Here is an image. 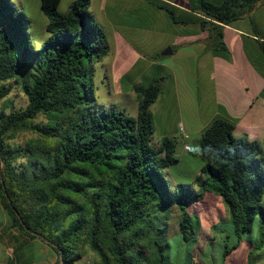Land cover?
<instances>
[{
    "label": "trees",
    "instance_id": "trees-1",
    "mask_svg": "<svg viewBox=\"0 0 264 264\" xmlns=\"http://www.w3.org/2000/svg\"><path fill=\"white\" fill-rule=\"evenodd\" d=\"M41 2L49 22L37 48L31 18L14 0H0V204L7 228L18 234L14 241L22 242L10 264H29L21 250L36 241L57 254L55 264H79L86 249L98 264H172L168 230L175 212L186 243H196L201 220L189 208L207 193L229 209L235 243L224 255L238 249L258 219L264 224L260 142L237 138L234 123L216 119L199 142L205 159L195 179L200 189H172L164 171L179 163L177 141L152 145L151 107L166 77L134 85L136 117L99 105L94 63L109 55L111 45L90 0H76L66 13L61 0ZM260 2L189 0L191 12L202 16L197 22L159 8L176 25L208 31L213 50L223 53L225 26L251 16ZM259 44L264 52V42ZM14 86L25 94L26 106L17 108L8 98ZM24 132L34 137L15 143ZM188 255L194 261L190 250Z\"/></svg>",
    "mask_w": 264,
    "mask_h": 264
},
{
    "label": "crops",
    "instance_id": "crops-1",
    "mask_svg": "<svg viewBox=\"0 0 264 264\" xmlns=\"http://www.w3.org/2000/svg\"><path fill=\"white\" fill-rule=\"evenodd\" d=\"M75 1L61 0L60 11L68 12ZM29 3L42 11L41 0H29ZM160 5L174 9L184 21L202 19L191 12L189 0H90L89 10L111 45L109 55L100 61L108 72L105 78L111 84L122 85L132 73L140 75L125 86L128 93H134L131 96L135 99L136 117L138 99L134 85L166 77L162 93L151 107L158 146L165 138H174L177 150L190 151L191 140L199 142L204 130L222 118L235 124L237 138L258 141L264 149V52L259 44L264 42V0L251 16L225 26L228 51L223 53L213 50L208 31L197 25L174 24ZM46 20L45 27L49 22ZM132 37L144 39L146 50L140 49ZM168 48L172 53L164 54ZM185 65L186 91L183 92L178 76L179 68ZM154 69L162 74L148 76V71ZM196 147L201 154L199 145ZM14 235L18 234L13 231L10 236L13 241ZM5 245L0 241V264H10L15 258L16 246L8 245L12 254L7 255L1 247Z\"/></svg>",
    "mask_w": 264,
    "mask_h": 264
},
{
    "label": "rangeland",
    "instance_id": "rangeland-1",
    "mask_svg": "<svg viewBox=\"0 0 264 264\" xmlns=\"http://www.w3.org/2000/svg\"><path fill=\"white\" fill-rule=\"evenodd\" d=\"M212 1L218 2L219 0ZM21 2V0H14V3H17L16 5L23 10ZM23 3L25 5V11H23L32 20L30 31L35 37L36 43L35 41L34 43L37 44L35 46L41 48L42 43L39 41L47 38L44 20L48 18L41 10H37L33 4H30L29 0H23ZM140 38L132 37V40L138 44L140 49L146 50L147 44L144 39ZM94 66L96 70L94 84L98 104L107 108L116 106L119 109L125 110L131 117H134L136 104L134 96H131L134 95V93H128L126 87L132 80L140 78L138 77L140 75L132 73L123 80L122 85H117L115 82L111 84L108 78H105V74L108 73L105 69L106 67L100 62L94 63ZM184 72L186 74V65L185 67L179 68L178 76L179 84L183 92L186 91V78L183 76ZM148 74V76L154 74L160 75L162 71L154 69L153 71H148ZM107 76H109V74ZM146 82L148 81H144L143 84H148ZM8 98L13 101V104L17 108L27 105L25 94L17 86H14ZM182 106L186 111L185 99H183ZM32 137H34V135L31 133H21L18 135L15 143L24 144ZM157 137L158 136L154 137L152 142L154 147H158L159 145ZM177 140L181 141V138L178 137ZM199 142L197 140H191L188 144L190 151L178 149L177 157L179 158V163L164 171L165 177L172 189H175L180 184L191 185L196 190L200 189L195 179L196 176L200 175L205 165V159L202 158L196 147V144L199 145ZM189 212L200 218L201 230L198 233L196 243H186L184 233L177 223V219L179 218L177 215L179 213L177 211L175 212L177 218L173 219L170 229L168 230L171 247L167 255L172 264H249V254L251 252H253L250 256L253 264H264V224H262L259 219L254 224L252 233L242 238L241 247L233 250L228 255H224L226 245L231 248L235 243V238L232 239L231 236L229 209L222 198L213 193H207L202 202L189 208ZM7 226V219L0 204V241L7 245L1 247L7 255H10L12 254V250L8 245L17 246L22 244V242L16 243L12 240L10 236L13 231L7 228ZM261 242H263V247L256 249L255 246L262 244ZM189 250L193 254L194 261L191 260L188 255ZM21 253L29 264H55L57 261V254H50V248L39 241L25 245ZM84 256L85 258L83 260H90V264H98L100 262L99 257L90 249H86Z\"/></svg>",
    "mask_w": 264,
    "mask_h": 264
},
{
    "label": "built area",
    "instance_id": "built-area-1",
    "mask_svg": "<svg viewBox=\"0 0 264 264\" xmlns=\"http://www.w3.org/2000/svg\"><path fill=\"white\" fill-rule=\"evenodd\" d=\"M79 264H90V260H84L83 262H80Z\"/></svg>",
    "mask_w": 264,
    "mask_h": 264
},
{
    "label": "water",
    "instance_id": "water-1",
    "mask_svg": "<svg viewBox=\"0 0 264 264\" xmlns=\"http://www.w3.org/2000/svg\"><path fill=\"white\" fill-rule=\"evenodd\" d=\"M172 53V49L171 48H168L167 51L164 52V54H170Z\"/></svg>",
    "mask_w": 264,
    "mask_h": 264
}]
</instances>
